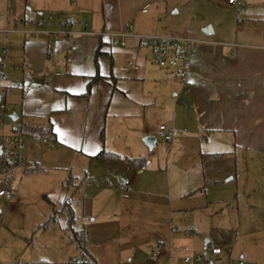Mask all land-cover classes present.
Wrapping results in <instances>:
<instances>
[{"label":"crops","instance_id":"crops-1","mask_svg":"<svg viewBox=\"0 0 264 264\" xmlns=\"http://www.w3.org/2000/svg\"><path fill=\"white\" fill-rule=\"evenodd\" d=\"M237 1L240 4L236 7L225 0L222 5L236 11L240 27L235 28L230 18L228 28H215L211 24L192 34L190 39L195 41V52L187 75L189 90L184 93L174 71L151 65L150 50L139 45L136 39L158 35V16L168 0H26L25 10L30 11L32 7L36 10V16L29 14V19L40 21L42 25H20V29L29 31L17 43L22 53L17 66L21 71L19 89L25 91L20 97V120L32 126L50 125L56 137L52 147L74 148L75 152H83L81 154L89 158L102 150L114 153L107 137L120 133L118 131L132 133L131 139L138 146L141 139L158 136L159 126L166 120L170 126L167 129L173 130L170 152L180 160L189 150L202 165L183 170L174 162L170 163L166 169L170 197L203 198L211 182H215L206 179L205 174L213 164L229 161L232 168L222 173L236 171L240 166L245 174L249 167L264 164V0ZM8 3L11 7L7 9L6 30L15 9L14 0ZM45 12L54 20L38 17ZM68 21L77 25L70 28ZM62 30L75 34L65 36L60 34ZM103 33L122 35L119 40L123 45L113 44V39L102 36ZM15 42L14 39L8 42L9 49ZM2 47L5 45L1 42ZM98 47L105 55L96 58ZM129 61L137 65L138 70L130 68ZM0 65L3 67L1 60ZM96 73L105 80L94 84L87 97H78ZM2 139L1 151H4L8 148L6 135ZM40 142L37 146L44 147ZM27 147L29 149L30 145L26 143L25 150ZM125 148L128 151L123 154L128 155L130 146L126 144ZM29 156H26L22 174L29 173L25 170H30L27 167L34 161ZM124 162L122 169L130 170L131 164L128 160ZM114 163L116 161L104 164ZM132 168L136 174L142 172ZM32 171H39L38 166ZM7 177L0 176V179ZM69 179L74 189L73 178ZM232 180H236L234 174L224 181ZM127 186L126 193L134 196L136 185L129 182ZM66 196L56 203L59 211L54 212L66 213L61 233L69 245H74L65 232L66 204L70 208ZM75 225L73 223V230L79 231L74 229ZM154 229L151 239L138 241L148 253L154 245H163L152 264H171L173 253L180 254L184 248L199 244L193 236L172 233L169 227L167 231L160 226ZM191 232L193 230L188 231ZM208 244L206 241L204 246Z\"/></svg>","mask_w":264,"mask_h":264},{"label":"rangeland","instance_id":"rangeland-1","mask_svg":"<svg viewBox=\"0 0 264 264\" xmlns=\"http://www.w3.org/2000/svg\"><path fill=\"white\" fill-rule=\"evenodd\" d=\"M25 1L14 0L15 9L6 30L7 9L11 6L8 0H0V32L8 42L16 41L8 53V44L1 41L5 45L1 48L0 42V48L4 50L0 53L2 74L6 75L0 81V103L9 108L8 112H0V151L2 136L9 133L13 123L17 125L20 121L21 91L17 85H21V71L17 66L21 63L22 53L17 43L23 36L12 30H16L15 21L23 17L29 19V14L36 16L33 7L30 11L25 10L28 7ZM222 1L168 0L166 10L158 16L160 31L157 37L172 35L173 38L190 39L193 33L211 27V24L215 28H228L230 18H233L235 28L240 27L235 18L236 11L223 6ZM38 17L54 20L46 12ZM144 48L151 52L150 47ZM6 88L10 91L5 92ZM13 113L19 117L15 122L10 119ZM162 121V125L170 128L166 120ZM155 125L157 131L159 120ZM118 132L107 137L108 146L120 157L111 165L89 158L81 154L83 152H75L74 148L52 147L51 142L42 140L44 147L39 148V141H26L30 148L28 146L23 152L24 156L34 158L27 168L32 170L38 166L39 171L28 174L17 171L0 179V188L15 194L10 204L0 198V264H76L83 259L81 252L69 245L61 233L66 218L64 211L58 212L55 220L47 224L54 211H59L56 203L66 195L76 223L73 227L82 231L88 243L87 253L95 264H150L151 252L145 251L138 241L151 239L154 228L159 226L183 235L193 230L189 236L199 243L184 248L180 254L173 253L171 264H182L186 257L199 256L206 257L207 264H264V164L249 167L246 174L240 166L236 171L222 173L226 168H232L229 161L213 164L214 167L205 174L206 179L215 182H211L203 198L172 199L167 167L174 162L181 169L189 170L202 167L200 160L189 150L183 159H177L175 153L170 152V144L159 135L154 137L156 146L149 150L141 144L143 139L140 138L137 146L131 139L132 133ZM126 144L130 146L128 155L123 154L128 151ZM5 145L11 147L8 141ZM134 159L143 160L140 174L132 167L122 169L124 161L128 160L130 164ZM230 174H234L236 180L225 182ZM135 176H138L136 181ZM71 177L75 191L71 188ZM125 181L136 185L134 196L119 193ZM206 241L209 244L204 246ZM213 248L222 251L217 258L210 256ZM131 258V261L127 260Z\"/></svg>","mask_w":264,"mask_h":264},{"label":"built area","instance_id":"built-area-1","mask_svg":"<svg viewBox=\"0 0 264 264\" xmlns=\"http://www.w3.org/2000/svg\"><path fill=\"white\" fill-rule=\"evenodd\" d=\"M228 5L231 6H239V2L237 0H225ZM20 25L24 27H30V26H41V22L37 20H30L27 17H23L19 21L14 22V27L16 30H13V32L19 33L23 37L25 35L29 34V31L19 30L18 28ZM67 25L72 28L77 25L76 22H70L68 21ZM62 26V25H61ZM45 34H49L48 32H45ZM60 34H63L65 36H72L75 33H73L71 30H62ZM107 36L109 39H113V44H121L123 45V42L119 40L120 37H123L122 35H115V34H107L103 33L102 36ZM0 39L8 44V40L3 32H0ZM137 42L139 45L144 47H150L151 48V58L150 63L157 65L161 69H169L174 71L175 75L179 78L181 81V88L184 93L188 92V82H187V75L190 68V62L191 58L195 52V41L188 39V38H173V37H157V36H138L136 37ZM6 53H8L9 46L6 47ZM69 62V60H67ZM128 66L132 67L133 70H138L137 65H135L133 62L129 61ZM6 75L4 74L2 79H5ZM19 87V85H17ZM9 108L8 106L0 103V112L5 113L8 112ZM9 133L6 135V139L8 143L10 144V148H6L4 152L11 155V158L9 160V167L6 165L0 164V176H7L10 174H14L17 171H22L25 169L26 166V157L24 156V151L26 148V141L28 138L22 133L19 124L15 125L14 123L9 127ZM159 137L166 143H171L173 139V130H168L164 125L159 126ZM41 143V142H40ZM129 183L127 181L124 182L122 186H120L119 191L121 194L125 195L126 189L124 188ZM15 197V194L12 190L7 189H0V198L4 199L9 204L13 202V199ZM172 233H175L176 230H172ZM190 234L185 233V236H189ZM163 249V245L156 244L148 258L149 263H154L155 260L160 255V252ZM221 249H211L210 250V256H213L214 258L218 257L221 254ZM84 260L81 259L78 263H82ZM74 263V262H71ZM207 264L208 261L206 257L199 256L195 258H184L182 264Z\"/></svg>","mask_w":264,"mask_h":264},{"label":"trees","instance_id":"trees-1","mask_svg":"<svg viewBox=\"0 0 264 264\" xmlns=\"http://www.w3.org/2000/svg\"><path fill=\"white\" fill-rule=\"evenodd\" d=\"M105 55L104 52H101L100 48L98 47L97 50L95 51V57L98 58L100 56ZM2 71H3V67L0 65V80H2ZM105 78L101 77L98 75V73H96L91 80L87 83L86 85V89L85 92L78 96V97H87L88 94L90 93V90L92 88V86L98 82L104 81ZM6 91H10V88H6ZM22 90V88H21ZM22 95H24V90L21 91ZM14 116H16L14 114ZM20 129L22 131V133L30 140L32 141H47V142H51V143H56V137L55 134L52 130V127L50 125H46V126H42V125H36V126H32L28 123H26L23 120L18 121ZM11 158L10 154H6L4 151H0V164L2 165H6L7 167H9V160ZM94 159L101 161V162H113V161H117L120 159V157L114 153L111 152H107L105 150L100 151L98 154H96L95 156H93ZM131 166L136 168V169H141L143 167V160L137 159V160H132L131 161ZM28 172H33L31 169L30 170H25V173ZM65 210L68 214V222H67V228L65 229L66 234L69 236V239L71 240V242L76 246V248L81 252L82 256H83V262L79 263V264H95L94 261H92V257H90L86 251V246H87V241L84 238V235L82 233V231H75L72 228V225L74 223V218H73V214L68 206V204H66L65 206ZM58 214V212H54V215L52 216L51 219L48 220L47 224H49L50 222H53L55 220V216Z\"/></svg>","mask_w":264,"mask_h":264},{"label":"water","instance_id":"water-1","mask_svg":"<svg viewBox=\"0 0 264 264\" xmlns=\"http://www.w3.org/2000/svg\"><path fill=\"white\" fill-rule=\"evenodd\" d=\"M10 119L12 122H15L17 120V116H14L13 114L10 116ZM143 143L145 144V146L149 149V150H152L153 146L155 145L156 143V138L154 137H145L143 138Z\"/></svg>","mask_w":264,"mask_h":264}]
</instances>
